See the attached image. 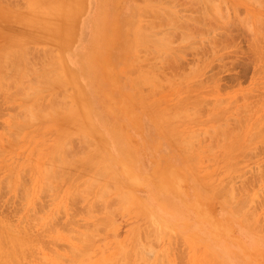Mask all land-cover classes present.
I'll return each mask as SVG.
<instances>
[{
    "label": "rangeland",
    "instance_id": "374dc122",
    "mask_svg": "<svg viewBox=\"0 0 264 264\" xmlns=\"http://www.w3.org/2000/svg\"><path fill=\"white\" fill-rule=\"evenodd\" d=\"M198 2L0 0V260L264 264V0Z\"/></svg>",
    "mask_w": 264,
    "mask_h": 264
},
{
    "label": "bare ground",
    "instance_id": "6f19581e",
    "mask_svg": "<svg viewBox=\"0 0 264 264\" xmlns=\"http://www.w3.org/2000/svg\"><path fill=\"white\" fill-rule=\"evenodd\" d=\"M191 1H192V0H191ZM213 1H214V0H213ZM215 1H216V0H215ZM255 1H256V0H255ZM199 2H200V0H199ZM199 2H198V3H199ZM208 2H209V1H208ZM191 3H192V2H191ZM198 3H197V7H198ZM263 4H264V2H263ZM201 5H202V4H201ZM201 5H200V6H201ZM202 6H203V5H202ZM216 7H217V6H216ZM202 9H204V12L206 13L205 8L203 7ZM158 12H162V11L158 10V11H157V14H158ZM166 12H167V11H165V13H166ZM155 13H156V12H155ZM169 13H171V12L168 11V12L166 13V16H167V17H165V14L163 15V13H162V15L164 16V18H169V15H170ZM224 13H225V12H224ZM160 14H161V13H160ZM167 14H169V15H167ZM172 14H174V13H172ZM172 14H171V15H172ZM222 14H223V13H222ZM222 14H221V15H222ZM175 15H176V14H175ZM163 16H161V17H163ZM172 16H173V15H172ZM173 17H174V16H173ZM164 18H162V19H164ZM174 18H177V17L175 16ZM198 18H199L200 21H201V18H200V17H198ZM198 18H197V21H199ZM219 18H220V17H219ZM178 19H179V18H178ZM213 19H214V18H213ZM263 20H264V19H263ZM186 22H188V21L185 20V22H184L185 25L190 23V22H188V23H186ZM213 22H214V21H213ZM172 23H173L172 25H175L174 23H176V22L173 21ZM181 23H183L182 20L180 21V23H178V25H179V24L181 25ZM211 23H212V22H211ZM224 23H226V22H224ZM227 23H228V24H229V23L231 24V21H229V22L227 21ZM227 23H226V24H227ZM212 24H213V23H212ZM178 25L176 24L175 26H178ZM224 25H225V24H222V26H224ZM155 26H156V25H155ZM169 26H170V25H169ZM175 26H174V27H175ZM170 27H173V26H170ZM181 27H182V25H181ZM175 28H176V27H175ZM221 28H222V27H221ZM229 28H230V25H229ZM223 29H224V28H223ZM167 30H168V29H167ZM227 31H228V30H227ZM227 31H226V32H227ZM159 32H161V31H159ZM227 33H228V32H227ZM230 33H231V32H230ZM168 35H169V34H168ZM162 42H164V41H162ZM25 46H26V45H25ZM28 47H29V46H28ZM13 48H14V47H13ZM18 48H19V47H18ZM22 48H23V47H22ZM25 48H26V47H24V49H25ZM224 48H225V47H224ZM8 49H9V48H8ZM8 49H7V50H8ZM16 49H17V48H16ZM26 49H28V48H26ZM5 50H6V49H5ZM10 50H12V49L10 48L9 51H10ZM30 50H32V49H30ZM14 51H15V50H14ZM33 51L35 52V51H37V50H36V49H35V50L33 49ZM46 51H47V50H46ZM12 52H13V51H12ZM22 52H23V51H22ZM30 52H31V51H30ZM34 52H33V53H34ZM39 52H40V49H39ZM39 52H37V53H39ZM44 52H45V50H44ZM5 53H6V52H5ZM5 53H4V54H5ZM10 53H11V52H9V54H10ZM24 53H25V51H24L22 54H24ZM28 53H29V50H28ZM28 53L26 52V53L24 54V56H28V55H30V53H29V54H28ZM174 53H175V52H174ZM176 53H177V52H176ZM9 54H8V55H9ZM26 54H28V55H26ZM45 54H46V53H45ZM163 54H164V53H163ZM163 54H159V55H163ZM12 55H13V54H11V60H12ZM14 55H15V54H14ZM14 55H13V58L15 57ZM41 55H42V54H41ZM165 55H166V57H168V54L165 53ZM16 56H17V54H16ZM24 56H23V57H24ZM171 56H172V55H171ZM32 57H33V56H32ZM32 57H31V58H32ZM34 57H35V56H34ZM37 57H38V56H37ZM47 57H49V56H47ZM0 58H1V57H0ZM9 58H10V57H9ZM49 58H50V57H49ZM5 59H6V58H5ZM15 59H16V57H15ZM32 59H33V58H32ZM35 59H36V57H35ZM35 59H34V60H35ZM166 59H167V58H166ZM168 59H169V57H168ZM170 59H173V58L170 57ZM36 60H37V59H36ZM50 60H51V58H50ZM175 60H176V59H175ZM0 61H1V60H0ZM12 61H13V60H12ZM18 61H19V60H18ZM27 61H28V60H27ZM39 61H41V60H39ZM166 61H167V60H166ZM170 61H171V60H170ZM6 62H7V60H6ZM43 62H44V61H43ZM43 62H42V63H43ZM49 62H50V61H49ZM8 63H9V62H8ZM13 63H14V61H13ZM18 63H19V62H18ZM20 63H21V62H20ZM34 63H35V62H33V64H34ZM169 63H170V62H169ZM171 63H172V62H171ZM171 63H170V64H171ZM2 64H3V63H2ZM11 64H12V63H11ZM11 64H10V65H11ZM22 64H23V63H22ZM22 64L18 65V68L16 67L17 70L20 69L19 67H20ZM28 64H29V62H28ZM30 64H31V63H30ZM37 64H38V62H37ZM8 65H9V64H8ZM23 65H24V64H23ZM40 65H41V63H40ZM43 65H44V64H43ZM48 65H49V64H47V66H48ZM172 65H173V64H172ZM44 66H46V65H44ZM44 66H43V67H44ZM49 66H50V65H49ZM159 66H160V68H161V65H159ZM162 66H163V65H162ZM173 66H174V65H173ZM23 67H25V66H23ZM23 67H22V68H23ZM41 67H42V66H41ZM43 67H42V69H43ZM50 67H51V66H50ZM156 67H158V65H157ZM164 67H166V66H164ZM27 68H28V67H27ZM166 68H167V67H166ZM51 69H52V68H51ZM54 69H55V68H54ZM162 69H163V68H162ZM23 70H24V69H23ZM30 70H31V69H30ZM43 70H44V69H43ZM55 70H56V69H55ZM164 70H166V69L164 68ZM170 70H172V69H170ZM20 71H21V70H20ZM24 71H25V72H24ZM24 71H23L24 73H27L28 70L25 69ZM47 71L49 72L50 70L48 69ZM166 71H167V70H166ZM168 71H169V69H168ZM168 71H167V72H168ZM23 72H22V73H23ZM31 72H32V71H31ZM53 72H54V70H53ZM3 73H4V72H2L1 75H2ZM49 73L52 74V70H51V72H49ZM6 74H7V72H6ZM6 74H5V75H6ZM8 74H9V73H8ZM27 74H28V73H27ZM27 74H26V75H27ZM53 75H54V74H53ZM3 76H4V75H3ZM10 76H11V75H9V77H10ZM28 76H29V74H28ZM31 76H33V75H31ZM39 76H40V75H39ZM57 76H58V75H57ZM7 77H8V76H7ZM14 77H15V79H16V76H13V78H14ZM23 77H24V76H23ZM29 77H30V76H29ZM40 77H41V76H40ZM17 78H18V77H17ZM57 78H58V77H57ZM57 78H56V79H57ZM152 78H154V77H152ZM10 79H12V77H11ZM42 79H44V78L41 77V79H39L40 81L35 80V79H34V80L36 81V83H40ZM45 79H46V81L49 80V79H47V78H45ZM58 79H59V78H58ZM13 81H14V80H13ZM17 81H18V80H17ZM31 81H32V80H31ZM37 81H38V82H37ZM42 82L44 83L43 80H42ZM42 82H41V83H42ZM155 82H156V81H155ZM33 83H34V81H33ZM41 83H40V84H41ZM43 83H42V84H43ZM51 83H52V81H51ZM28 84H29V83H28ZM42 84H41V85H42ZM44 84H45V83H44ZM46 85H47V84H46ZM54 85H55V84H54ZM58 85H59V84H58ZM19 86H20V85H19ZM31 86H33V85H30V89H32ZM34 87H36V86H33V88H34ZM39 87H40V86H38V88H39ZM36 88H37V87H36ZM50 88H51V87H50ZM54 88H55V87H54ZM51 89H52V88H51ZM59 89H61V88H59ZM59 89H58V91H59ZM23 90H24V89H23ZM27 90H29V88H28V89L25 88V91H24V92H26ZM35 90H37V89H35ZM35 90H34V91H35ZM34 91H33V92H34ZM60 91H61V90H60ZM55 92H56V91H55ZM53 93H54V92H53ZM59 93H60V92H59ZM54 94H55V93H54ZM52 100H53V99H52ZM38 101H39V100H37L36 102H38ZM40 101H41V100H40ZM33 102H34V101H33ZM33 102H32V103H33ZM36 102H35V103H36ZM41 102H42V101H41ZM44 103H46L45 100H44ZM47 104H48V103H47ZM47 104H45V105L47 106ZM28 105H29V103H28ZM40 105H41V104H40ZM42 105H43V102H42ZM42 105H41V107H42ZM49 105L52 107V104H51V103H49ZM26 106H27V105H26ZM33 106H35V105L33 104ZM46 106H45V107H46ZM57 106H58V105H57ZM59 106H60V105H59ZM27 107H28V106H27ZM29 107H30V106H29ZM31 107H32V106H31ZM31 107H30V109H31ZM45 107H44V108H45ZM24 108H25V107H24ZM52 108H54V107H52ZM25 109H26V108H25ZM30 109H28V110H30ZM32 109L35 110V108H33V107H32ZM36 109H37V107H36ZM25 111H27V110H25ZM23 112H24V110H23ZM41 112H43V111H41ZM154 112H155V111H154ZM24 113H26V112H24ZM29 113H30V112H29ZM27 114H28V112H27ZM39 114H41V113H39ZM43 114H44V112L42 113V115H43ZM45 114H46V113H45ZM18 116H19V115H18ZM79 136H80V135H79ZM82 136L84 137L85 135H82ZM82 136H81V138H82ZM85 137H86V136H85ZM82 139H83V138H82ZM85 139H86V142H87V137H86ZM85 139H84V141H85ZM82 141H83V140H82ZM84 141H83V142H84ZM64 142L67 144V141H66V140H65ZM88 142H89V141H88ZM91 143H92V142H91ZM73 144H74V143H73ZM64 145H65V144H64ZM64 145H63V146H64ZM65 146H66V145H65ZM60 147H61V146H60ZM58 148H59V147H58ZM64 148H66V147H63V149H64ZM70 148H71V147H70ZM70 148H69V150H70ZM73 148H74V147H73ZM76 149H78V147H77ZM83 149H84V148L82 147L81 150H83ZM74 150H75V149H74ZM81 150H79V151L81 152ZM63 151H64V150H63ZM66 151H68V149H67ZM76 152H77V151H76ZM80 152H78V153H80ZM86 152H87V151H86ZM82 153H83V152H81V154H82ZM67 154H68V153H67ZM64 155H65V154H64ZM83 155H84V154H83ZM58 158H59V156H58ZM62 158H63V157H62ZM76 158H78V157H76ZM76 158H75V159H76ZM64 159H65V158H64ZM64 159H63V160L61 159L60 161L62 162V161H64ZM66 159H67V158H66ZM96 159H98V158H96ZM54 160H55V159H54ZM69 160H70V159H69ZM83 160H84V159H83ZM66 161H67V160H66ZM71 161H72V160H71ZM78 161H79V160H78ZM51 162H52V161H51ZM51 162H50V163H51ZM64 162H65V161H64ZM64 162H63V164H64ZM85 162H86V161H85ZM85 162L83 163V165L85 164ZM87 162H88V161H87ZM66 163H67V162H66ZM66 163H65V164H66ZM75 163H76V162H75ZM51 164H52V163H51ZM61 164H62V163H60V165H61ZM63 164H62V165H63ZM65 164H64V165H65ZM77 164H78V163H77ZM79 164H80V163H79ZM92 164H93V163H92ZM51 166H52V165H51ZM58 166H59V165H58ZM76 166H77V165H76ZM88 166L91 168V165H90V164H89ZM60 167H61V166H60ZM66 167L68 168V166H66ZM66 167H65V168H66ZM72 167H73V166H72ZM74 167H75V166H74ZM54 168H55V167H54ZM75 168H76V167H75ZM75 168H74V169H75ZM51 169H52V168H51ZM56 169H57V166H56ZM59 169H60V168H58L57 170H59ZM62 169H64V168H62ZM85 169H86V167H85ZM91 169H92V168H91ZM95 169H96V168H95ZM64 170H65V169H64ZM71 170H72V169H71ZM71 170H70V171H71ZM89 170H90V169H89ZM59 171H60V170H59ZM73 171H74V170H72L71 172H73ZM99 171H100V169L98 170V172H99ZM61 172H62V171H61ZM63 172H64V171H63ZM66 172H67V171H66ZM80 172H81V171H80ZM101 172H102V171H101ZM103 172H104V171H103ZM50 173H51V172H50ZM54 173H55V172H54ZM59 173H60V172H59ZM61 174H62V173H61ZM58 175H59V174H58ZM58 175H57V178H58ZM81 175H82V173H81ZM77 176H79V175H77ZM48 177H49V176H48ZM62 177H63V176H62ZM57 178L55 177V180H56ZM91 178H93V177H91ZM91 178H90V180H91ZM51 179H52V178H51ZM76 179H77V178H76ZM100 179H101V178H100ZM107 179H108V178H107ZM53 180H54V179H53ZM83 181H84V180H83ZM44 182H45V180H44ZM47 182H48V181H47ZM50 182H51V181H49V183H50ZM93 182H95V181L93 180ZM20 183H21V182H20ZM45 183H46V182H45ZM51 183H52V182H51ZM18 184H19V183H18ZM22 184H23V183H22ZM78 184H79V183H78ZM81 184H82V183L80 182L79 185H80V186H84V184H83V185H81ZM88 184H89V183H88ZM90 184H91V183H90ZM95 184H96V183H95ZM95 184L92 183L93 187H95V186H94ZM101 184H102V183H101ZM19 185H20V184H19ZM52 185H53V184H52ZM79 185H78V187L81 188ZM92 185H91V186H92ZM46 186H48V185H46ZM46 186H45V188H46ZM87 186L90 187V185H87ZM102 186H103V185H102ZM102 186H101V187H102ZM18 187H19V186H18ZM18 187H17V189H20V188H18ZM24 187H25V185H24ZM51 187H52V186H51ZM78 187H77V188H78ZM85 187H86V186H84V188H85ZM106 187H107V186H106ZM22 188H23V187H22ZM75 188H76V187H75ZM79 188H78V189H79ZM82 188H83V187H82ZM97 188H98V187H97ZM103 188H104V187H103ZM110 188H111V187H110ZM23 189H24V188H23ZM25 189H26V187H25ZM49 189H50V188H49ZM85 189H86V188H85ZM98 189H99V188H98ZM104 189H105V188H104ZM73 190H74V188H73ZM73 190H72V191H73ZM88 190L90 191L91 189L89 188ZM23 191H24V190H23ZM96 191H97V189H96ZM102 191H103V190H102ZM217 191H218V190H217ZM24 192H25V191H24ZM76 192H78V191L75 189V196H77ZM100 192H101V191H100ZM103 192H105V191H103ZM82 193H83V192H82ZM88 193H89V192H88ZM92 193H93V192H92ZM95 193H96V192H95ZM72 194L74 195V192H73ZM78 194H79V193H78ZM93 194H94V193H93ZM97 194H98V192H97ZM100 195H101V194L98 195V198H99ZM120 195H121V194H120ZM79 196H81V195L79 194ZM95 196H96V195H95ZM96 198H97V196H96ZM75 199H76V198H75ZM101 199H102V198H101ZM103 199H105V198H103ZM92 200H93V199H92ZM1 229H2V228H1ZM2 230H4L3 233H4V232L7 233V232H6L7 230H6V231H5V229H2ZM11 231H12V230H11ZM1 232H2V231H1ZM12 232L14 233V231H12ZM3 233H2V234H3ZM16 233L18 234V232H16ZM16 233H14V234H16ZM25 233H26V232H24V234H25ZM2 234H0V235H2ZM8 234H9V233H8ZM10 234H11V233H10ZM10 234H9V235H10ZM9 235H8V237H10ZM19 235H20V234H19ZM19 235H17V236L20 238ZM11 236H12V239H14V238L17 237V236H16V237H13L14 235H11ZM27 236H28V234H27ZM1 237H2V236H0V239H1ZM3 237H6V236H4V234H3ZM3 237H2V239H5V238H3ZM8 237H7V238H8ZM18 237H17L16 239H19ZM23 237H24V236H22L21 238L23 239ZM25 237H26V236H25ZM30 237H31V235H30ZM7 238H6V239H7ZM6 239H5V241H6ZM10 239H11V237H10ZM10 239H9L8 241L11 242V243H10V245H11V244H12V241H10ZM27 239H28V237H27ZM14 240H15V239H14ZM20 240H21V239H20ZM20 240H18V241H20ZM25 240H26V239H25ZM0 241H1V240H0ZM5 241H4V243L2 242V243H3V244H2L3 246H4V244H5ZM15 241H16V240H15ZM22 241L25 242L24 240H22ZM22 241H20V242H22ZM6 242H7V241H6ZM30 242H31V241H30ZM30 242H29V243H30ZM15 243H17V241H16ZM18 243H19V242H18ZM18 243H17V244H18ZM26 243H27V242H26ZM6 244H7V243H6ZM20 244H21V243H20ZM7 245H8V244H7ZM22 245H23V244H22ZM0 246H1V245H0ZM3 246L0 247V249H2V250H1L2 252H0V254L7 255V253H6V252H7V251H6V250H7V248H6L7 246H6V245L4 246V248H5L4 250H3ZM11 246H12V245H11ZM15 246H17V245H16V244H13V247H14L13 249H15ZM19 247H20V246H19ZM19 247H17L15 250L17 251V249H18ZM145 247H146V246H145ZM9 248H10V247H9ZM20 248H21V247H20ZM142 248H143V247H142ZM11 249H12V248H11ZM11 249H10V250H11ZM13 249H12V250H13ZM146 249H147V248H146ZM12 250H11V251H12ZM19 250H20V249H19ZM11 251L8 252V253H13V252H14V251H13V252H11ZM21 251H22V250H21ZM18 252H20V251H18ZM18 252H17V253L14 252L13 254H15V253L18 254ZM139 252H140V251H139ZM5 253H6V254H5ZM20 253H22V252H20ZM20 253H19V254H20ZM136 253H137V251H136ZM144 254H145V253H144ZM20 255H21V254H20ZM17 256H18V255H17ZM17 256H16V257H17ZM22 256H23V253H22L21 256H18V257L22 258ZM145 256H146V255H145ZM2 257H3V255H2ZM7 257H9V258H7ZM10 257H11L10 255H9V256H6L7 260H9ZM142 257H143V255H142ZM160 257H161V256H160ZM11 258H12V257H11ZM146 258H147V257H146ZM150 258H151V257H150ZM3 259H5V257H3ZM3 259L1 258L0 263L2 262L3 264H6V263L4 262L5 260L2 261ZM14 259H15V256H14ZM14 259H12V260H14ZM16 259H17V258H16ZM16 259H15V260H16ZM22 259H23V258H22ZM156 259H158V258H156ZM7 260H6V261H7ZM146 260L148 261V259H146ZM153 260H154V259H153ZM10 261H11V260H9V263H10ZM158 261H159V260H158ZM158 261H157V262H158ZM12 262H13V261H12ZM15 262H16V261H15ZM17 262L21 263L20 261H17ZM152 262H153V261H152ZM157 262H156V264H157ZM7 264H8V263H7ZM152 264H153V263H152Z\"/></svg>",
    "mask_w": 264,
    "mask_h": 264
}]
</instances>
